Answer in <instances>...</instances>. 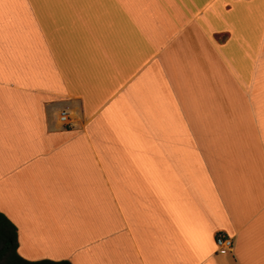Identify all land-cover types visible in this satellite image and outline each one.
Listing matches in <instances>:
<instances>
[{
  "label": "crops",
  "instance_id": "crops-1",
  "mask_svg": "<svg viewBox=\"0 0 264 264\" xmlns=\"http://www.w3.org/2000/svg\"><path fill=\"white\" fill-rule=\"evenodd\" d=\"M0 212L29 261L264 264V0H0Z\"/></svg>",
  "mask_w": 264,
  "mask_h": 264
},
{
  "label": "trees",
  "instance_id": "trees-1",
  "mask_svg": "<svg viewBox=\"0 0 264 264\" xmlns=\"http://www.w3.org/2000/svg\"><path fill=\"white\" fill-rule=\"evenodd\" d=\"M17 244L16 226L0 212V264H71L67 260H26L17 253Z\"/></svg>",
  "mask_w": 264,
  "mask_h": 264
},
{
  "label": "built area",
  "instance_id": "built-area-1",
  "mask_svg": "<svg viewBox=\"0 0 264 264\" xmlns=\"http://www.w3.org/2000/svg\"><path fill=\"white\" fill-rule=\"evenodd\" d=\"M60 119L67 121L66 120L67 119L66 114L62 113L60 115ZM215 242H216V245L222 249H229L230 250L233 246V241H232L231 237H227L226 235H224L221 232L216 234Z\"/></svg>",
  "mask_w": 264,
  "mask_h": 264
}]
</instances>
